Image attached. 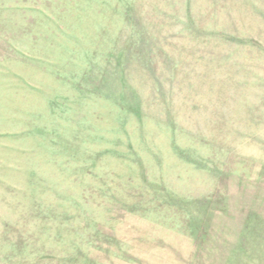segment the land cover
<instances>
[{"label":"rangeland","instance_id":"1","mask_svg":"<svg viewBox=\"0 0 264 264\" xmlns=\"http://www.w3.org/2000/svg\"><path fill=\"white\" fill-rule=\"evenodd\" d=\"M0 264H264V0H0Z\"/></svg>","mask_w":264,"mask_h":264}]
</instances>
